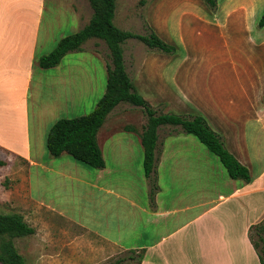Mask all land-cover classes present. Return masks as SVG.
<instances>
[{
  "label": "crops",
  "instance_id": "1",
  "mask_svg": "<svg viewBox=\"0 0 264 264\" xmlns=\"http://www.w3.org/2000/svg\"><path fill=\"white\" fill-rule=\"evenodd\" d=\"M183 1L179 9L182 12L175 21L180 29L176 36L184 47L181 31L184 18L198 15L190 10L188 14L189 3L185 6ZM227 2L224 13L216 11L210 22L216 30L223 29L227 17L243 12L233 8L231 0ZM45 4L46 0H0V150L23 159L29 174L34 173L32 198L38 207L68 222L67 208L74 206L81 210L87 232L121 252H129L137 264L259 262L249 229L264 220L261 80L245 77L239 97L232 96L226 104L217 103L215 89L205 103L199 98L198 86L209 84L206 79L197 77L190 84L182 72L177 77L176 67L184 66L188 57L186 47L179 60L178 55L174 57L176 53L171 55L172 59L146 55L145 62L131 77L136 90L151 105L163 103V112L184 115L200 112L209 127L221 135L228 151L248 168L251 178L249 182L230 178L215 155L195 136L181 132L178 127L161 140L158 135L155 149L158 188L151 196L139 156L140 131L134 133L117 124L103 129L101 126L96 138L104 166L99 169L79 166L67 153L52 157L42 148L49 127L60 114L81 115L94 108L105 91L107 76V61L84 46L85 51H73L77 54L66 58L72 53L68 52L54 67L38 66L39 29ZM67 8L70 20L81 24L71 4L67 3ZM219 16L221 19L215 21ZM164 27L168 29L166 23ZM241 66L245 71L244 64ZM44 82L52 84V101L37 105L32 113L34 122L30 124L29 95L34 87L35 91L40 90ZM168 82L179 89L173 92ZM203 102L205 106H200ZM139 253L142 258L138 261Z\"/></svg>",
  "mask_w": 264,
  "mask_h": 264
},
{
  "label": "rangeland",
  "instance_id": "2",
  "mask_svg": "<svg viewBox=\"0 0 264 264\" xmlns=\"http://www.w3.org/2000/svg\"><path fill=\"white\" fill-rule=\"evenodd\" d=\"M181 1L115 0L113 23L117 27L142 35L153 31L161 39H163L162 34L169 31L166 36L164 35L165 39L167 38L169 41L163 40L174 47L173 52L165 53L148 47L136 38L125 40L122 43L123 61L128 75L133 76L137 67L145 62L148 54L149 57L153 55L158 58V56H173L176 53L174 57L178 55L176 59L179 60L182 55H185L184 47H186L188 57L184 61V66L176 67L177 77L179 78V74L182 72L190 84L195 82L197 77L206 79L209 84L198 86L201 91H199L201 101L209 100L208 95L215 94V89L218 91V94H215L217 103L226 104L232 96L238 98L240 86L245 77H249L251 80L258 77L261 80L260 86L264 88V46L261 45L264 42V25L258 26L259 18L264 11V0H231L233 8L237 7L239 11L243 12L232 14L230 18L227 17L223 29L218 30L210 22H212L216 11L224 13L226 9L224 5L228 0H216V6L213 9L202 0H184L185 6L189 3L188 14L190 10L194 13L197 12L198 15V18L194 15H188L187 19L184 18V25L181 28L184 47L179 42V36H176L180 29L175 21L182 12L179 11L182 8V6L180 7ZM67 3L71 4V7L79 14L81 24L70 20L71 15L67 10ZM91 13L92 10L87 0H46L39 29V55L51 51L60 35H67L80 29L84 23L88 22ZM219 19L221 16L215 21ZM165 23L168 29L164 27ZM220 23L223 22L220 20ZM82 46L96 51L101 59L110 62L108 49L103 40L91 38L85 41ZM82 46L80 51H85L82 50ZM69 54L66 55V58L75 56L77 53L72 51ZM243 64L245 71L241 69ZM165 70L169 71L170 68ZM168 84L169 88L174 89L173 92L179 89L171 82ZM52 88L51 82H44L40 90L35 91L34 87V92L30 94L31 96L29 95L30 124L32 121L34 122L35 117L32 116V113L37 109V105H43L51 100ZM254 92L253 96H255ZM164 98L167 99L168 95H164ZM261 100L264 102V95ZM212 103L214 104V102ZM152 106L156 110L163 111L164 109L161 102ZM200 106H205L204 102ZM190 107L193 109L192 105ZM45 113L51 116L50 112L45 111ZM192 115L203 117L200 112L196 111ZM75 116L78 114L71 115L64 112L59 117L71 118ZM109 116L106 117L102 129L107 125L117 124L123 129L125 127L133 128L130 131L134 133L141 132L146 121L141 107L128 103H120L115 106ZM177 128L176 126L162 125L161 128H158V130L160 129L159 139H163L167 133L175 131ZM33 142L34 147L36 143ZM42 148H46L44 142ZM139 156L141 158V153ZM0 159L5 162L0 166V213H20L24 220L35 228V233L32 235L12 238L15 248L23 256L25 264H137L136 259H128V256H131L129 252H121L96 240L93 234L87 232L82 222L81 210L74 206L67 208L65 217L68 218V222L59 215L45 210L44 207H38L32 198L35 196L34 173L29 174L25 161L2 150H0ZM70 159L78 165L83 164L75 159ZM261 159V162H264V155ZM87 167L92 169L90 166ZM29 175L32 176V195L29 190ZM251 232V237L259 248L261 243L254 231L251 230ZM75 237L77 240H74ZM117 259H120L119 263H116ZM254 264H259V262L256 261Z\"/></svg>",
  "mask_w": 264,
  "mask_h": 264
},
{
  "label": "trees",
  "instance_id": "3",
  "mask_svg": "<svg viewBox=\"0 0 264 264\" xmlns=\"http://www.w3.org/2000/svg\"><path fill=\"white\" fill-rule=\"evenodd\" d=\"M92 13L86 24L80 29L60 37L55 47L37 58L41 68L56 66L62 57L71 51H80L82 44L91 38L103 40L108 49L110 62H107L105 91L97 100L94 108L88 113L71 118H58L49 127L45 147L48 154L58 157L67 153L73 159L95 169L104 166L101 150L97 143V132L103 125L107 115L120 103H128L141 107L146 121L142 127L140 144L142 147V168L149 181V193L152 196L157 190L155 166L156 143L158 128L171 125L180 128L183 133L191 134L205 148L217 157L221 165L232 179L251 180L248 168L225 147L220 134L212 130L204 117L200 115H183L156 110L136 90L131 77L125 70L122 43L136 38L150 48H156L165 53L173 52L174 47L156 33L137 34L122 30L113 23L115 0H87ZM211 9L215 8L216 0H202ZM264 25V11L259 18L258 26ZM132 130L133 128H126ZM0 159V166L4 165ZM251 230L254 231L261 245L253 241ZM35 233V228L29 225L20 213H0V263L25 264L24 258L15 248L12 238L29 236ZM249 238L255 249L259 264H264V222L253 225L249 229ZM138 261L142 258L139 253ZM132 259V256H128ZM120 259L116 260L119 263Z\"/></svg>",
  "mask_w": 264,
  "mask_h": 264
}]
</instances>
